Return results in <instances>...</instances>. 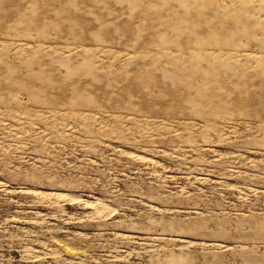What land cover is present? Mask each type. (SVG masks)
<instances>
[{"label":"rangeland","instance_id":"obj_1","mask_svg":"<svg viewBox=\"0 0 264 264\" xmlns=\"http://www.w3.org/2000/svg\"><path fill=\"white\" fill-rule=\"evenodd\" d=\"M0 264H264V0H0Z\"/></svg>","mask_w":264,"mask_h":264}]
</instances>
